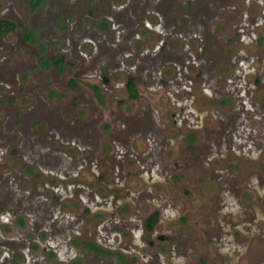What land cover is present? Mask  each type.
I'll return each instance as SVG.
<instances>
[{"label":"rangeland","instance_id":"obj_1","mask_svg":"<svg viewBox=\"0 0 264 264\" xmlns=\"http://www.w3.org/2000/svg\"><path fill=\"white\" fill-rule=\"evenodd\" d=\"M38 1L36 4L32 0H0V22L7 19L24 23L35 35L31 41H26L21 26L0 34V264H71L77 256L80 257L79 264H118L111 252L92 254L85 248L89 237H97L107 250L117 247L115 240L121 235L118 210L122 204L115 209L108 204L105 185L95 183L96 175L91 167L97 173L94 164L97 158L101 164L98 167L108 164L107 178L118 184L122 172L112 171L117 164V150L124 145L129 148L127 153H144L148 143L135 138L141 131L149 139L152 150L159 145L160 151L163 145L168 150L169 142L164 141L162 133L173 130L162 128L166 122L163 110L169 104L167 101L176 100L175 91L186 87L188 79L183 78L176 84H161L159 72H167V67L162 68L166 63L186 55L185 43H174L175 47L169 43L160 55H151L145 52L144 45L137 48L131 42L130 25L143 21L146 9L143 7H157L160 0H136L123 7L114 5L122 0ZM161 1L168 12L174 7L175 0ZM208 1L214 6L209 13L220 16L222 32L227 35L226 24L235 14L234 9L240 10L244 6V1H194L187 11L192 20H196L190 26L196 33L201 31L200 18L208 13L205 5ZM136 12L140 17L134 20ZM107 16L114 27L126 25L125 31L113 38L112 34L109 37L95 29V22ZM239 17L237 15L236 19ZM242 17L246 22V15ZM168 18L173 16L166 12L164 19ZM62 22L64 26L60 27ZM232 47V44L214 40L205 43V50L199 56L205 60L200 66L207 67L204 72L207 85L215 79L210 68L212 64L219 62L224 66L222 71H226L225 67L229 69L228 60L235 50ZM178 48L179 56L175 54ZM57 54L65 57L63 70L54 62L43 63L44 60L51 61ZM129 71L137 78L139 97L127 106L110 108L111 94L127 97L122 81ZM70 78L76 79L74 87L70 85ZM94 85L98 88L94 89ZM151 89L158 92L156 96ZM258 93H253V110L233 113L242 123L245 119L250 120L252 114L263 113L262 93ZM154 104L158 106L157 110ZM128 112L131 114L125 116ZM122 123H125L126 136L114 129V125ZM259 124L254 120L251 125ZM181 145L184 144L175 145L172 151L176 153ZM199 148L200 145H194L192 153L199 152ZM152 154L159 155L157 152ZM73 173L76 176L72 179H76L79 188L59 184L64 182L58 179L59 176L69 181ZM141 175L146 176L147 183H143ZM160 178L161 171L152 168L148 173L142 169L136 175L125 176L126 190L114 189L125 195L123 200L130 198V191H144L138 209L141 214L148 213L155 202L159 203L158 196L162 191L167 193L168 188ZM96 191L103 192L102 196L96 198ZM207 193L212 194L210 187ZM125 205H128L127 212L133 210L129 202ZM175 221L169 222V226L176 229ZM167 224L163 222L160 226ZM174 234L176 245H186V252L190 251L185 252V256L175 255L174 259L187 261L188 255L195 256L189 264H211L198 261L181 230H174Z\"/></svg>","mask_w":264,"mask_h":264},{"label":"flooded vegetation","instance_id":"obj_2","mask_svg":"<svg viewBox=\"0 0 264 264\" xmlns=\"http://www.w3.org/2000/svg\"><path fill=\"white\" fill-rule=\"evenodd\" d=\"M133 1L136 0L116 1L114 5L123 7ZM194 1L202 0H175L173 10L168 12L160 0L157 7H143L146 8L143 21L136 25L131 21V42L135 43L137 48H140V44L144 45L145 52H150L151 55H160L162 50H167L169 43H173L172 47H175L174 43H185L186 55L180 60H169L170 63L162 67H167V72L161 70L159 76H162L161 84L166 85L179 83L183 78L188 81L186 87L180 88L179 92L178 89L175 91L176 100L167 101L169 104L163 110L166 122L162 128L173 130L171 133H162L164 141L169 142L168 150L163 145L160 151L159 145L153 148V151L149 139L141 131L135 138L148 143V149L144 153H127L130 152L129 148L124 145L120 150L116 148L117 164L112 171L122 172L118 184L111 183L107 178L110 171L108 164L98 167L101 164L97 158L94 163L97 173L91 167V171L96 175L95 183L105 185L106 194L109 196L108 204H112L114 209L122 204L118 210L121 235L115 240L119 245L117 247L107 250L106 245L97 237H89L85 248L92 254L104 255L111 252L118 264H189L195 256L187 255V261L174 259L175 255L185 256L190 252H186V245H176L174 230L183 232L185 239L191 243V253L196 254L198 261L203 263L207 261L211 264H241L240 262L246 259L244 264H264V107L261 115L252 114L251 119H245L243 123L233 115L237 111L253 110V93L259 91L262 93L261 102L264 106V50H259L264 47V1L243 0L244 6L240 10L235 6V16L232 15L226 24L229 29L227 35L222 32L220 16L209 13L214 7L210 1L205 3L208 13L199 20L202 24L201 31L196 33L190 28L196 20H192L187 8ZM32 2L37 4L39 1ZM166 12L173 18L165 20ZM136 13L134 20L140 17L138 12ZM237 15L240 16L238 19ZM241 15H246V22ZM111 21L108 16L101 17L95 22L94 28L107 33L109 37L112 34L115 38L117 33H123L127 26L114 27ZM2 22L13 24V27L0 30V34L14 31L21 26L24 28L23 37L26 41H31L35 36L24 23H14L7 19L1 20L0 24ZM123 35L126 36V33ZM211 40L232 44L235 50L229 57L230 66L229 69L225 67L226 71L221 70L224 68L221 63L212 64L210 68L215 73V79L207 85L204 78L207 67L200 66L205 60L200 59L202 57L199 54L204 52L205 43ZM193 43L197 45L194 46ZM175 52L178 56L181 54L179 48ZM51 59L44 60L43 63L54 62L58 69H64L63 54H57ZM122 83L125 85L127 97L111 94L110 108L127 106V103L136 100L140 95L137 78L133 72H126ZM76 84V79L70 78V85L74 87ZM93 88L98 87L94 85ZM151 91L155 96L158 93L153 89ZM147 101L149 103L148 98ZM150 105L153 106V103ZM155 108L157 110L158 106L155 105ZM129 113H125V116ZM254 120L259 121V126L251 125ZM124 128L125 123L114 125L117 133L123 132L126 136L128 134ZM177 144L184 145L179 146L174 153L172 150ZM194 145H200L199 152L192 153ZM152 151L159 155H153ZM152 168L161 171L159 180L168 189L166 194L162 191V194L155 196H158L160 201L153 204L151 211L141 214L138 207L143 202L141 196L144 191H130V198L123 200L125 195L118 193L114 188L126 190L127 187L123 185L126 175H136L142 169L150 173ZM75 176V173L70 175L69 181L59 176L58 179L64 181L59 184L79 188L76 179H72ZM145 177L140 176L143 183H147ZM208 183L210 185L207 186ZM209 187L211 195L207 193ZM50 188L55 191L53 187ZM95 193L96 198L103 194L101 191ZM127 202L133 206L130 212H127ZM173 220L178 224L176 229L169 226V222ZM163 222L168 224L165 227L160 226ZM104 239L106 241L105 236ZM79 259L77 256L70 262L79 264Z\"/></svg>","mask_w":264,"mask_h":264},{"label":"trees","instance_id":"obj_3","mask_svg":"<svg viewBox=\"0 0 264 264\" xmlns=\"http://www.w3.org/2000/svg\"><path fill=\"white\" fill-rule=\"evenodd\" d=\"M11 27H13V24H8L7 22H2L0 24V30H6V29L11 28Z\"/></svg>","mask_w":264,"mask_h":264}]
</instances>
